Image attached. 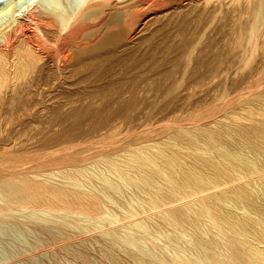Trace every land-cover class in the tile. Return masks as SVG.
I'll use <instances>...</instances> for the list:
<instances>
[{"label": "bare ground", "instance_id": "6f19581e", "mask_svg": "<svg viewBox=\"0 0 264 264\" xmlns=\"http://www.w3.org/2000/svg\"><path fill=\"white\" fill-rule=\"evenodd\" d=\"M0 2L4 3L0 9V12L3 11L0 23L9 21L0 31V200L3 201L0 202V214L12 208L35 206L39 201L45 200L50 203L45 204L50 210L79 212L94 219L101 217L104 208L98 195L71 190L67 192L63 186L52 187L53 184L49 186L39 182L38 176L24 173L30 164L40 167L42 164L40 151L44 147L53 146L61 137L68 140L76 137L86 138L100 134L103 130L106 132L102 134H114L121 123L134 124L139 114L138 107L145 99L141 93L154 89L156 84L154 76L156 77L160 71L168 75L174 71L177 74L176 70L185 72L190 63L194 71L203 70L211 76L233 66L242 68V71L247 68L259 74L264 71V0H0ZM210 27L217 37L206 40L204 37L206 32L210 33ZM215 34L213 36H216ZM143 42L147 44L144 46ZM117 62L119 65L115 64ZM215 77L217 78V75ZM203 79L204 77L198 76L193 80L194 84L198 86ZM193 88L195 90L196 87L193 86L192 90ZM156 89L160 92V87ZM161 94L163 96V93ZM248 115L251 116V113ZM196 116L193 119L197 118ZM117 119L120 123L115 122ZM60 121H66L68 124L60 129ZM86 122L89 123L88 126ZM149 129L151 128L147 131ZM46 131L50 134L45 136ZM243 134L246 132L240 131L242 137ZM137 139L138 136H134L129 141L135 144ZM31 140L32 146L28 143L32 142ZM89 146L90 144L83 145L77 152H73L74 155H70L71 158L59 156L61 163L83 160L85 155H81L83 154L81 152ZM66 147L63 149L68 151ZM210 148L216 146L211 145ZM115 149L117 148L105 150L103 147L100 155L119 172L127 184L134 183L138 187L144 183L143 180L132 183L125 177V172L120 168L118 170L115 161L109 157ZM26 150H31L32 154L24 155ZM19 151L21 152L18 153ZM130 154L134 164L141 162L154 168L158 166L156 159L163 155L161 152L159 155L146 154L143 157L141 148H135ZM171 160L170 162L165 160L166 165L161 171L173 189L178 192L179 199L186 200L188 197L198 196L207 190L220 187L223 183L227 186L228 183L234 185L246 181L251 184L255 181L258 191L260 189L263 191L257 194L259 196L256 200L264 201V159L255 160L253 166L246 163L245 166L236 167L232 176L226 175V167L220 164L203 162L206 175L191 171L184 173L180 181L171 172L174 168ZM227 162L233 165L230 160ZM133 163L131 166H134ZM64 173L72 177L68 168ZM103 181L105 183L104 179ZM106 182L109 186L112 181ZM239 188L241 187L238 186L234 191L235 196L227 197L218 193L209 199L203 198L202 205L207 208V213L201 214L206 220L201 219L198 208L195 210L189 207L191 212L169 210L167 207L178 198L175 200L172 195L163 193L153 196L151 194L148 209H127L122 218L96 222L100 224L95 227L97 230L102 231L105 228L103 229L105 233L120 245L119 248H114L117 252L113 254L102 250V259L105 257L110 259L106 264H264V210L252 205L253 199L250 195L243 189L238 190ZM207 200L213 202V205L216 202H228L257 217L252 218L246 213L239 216H234L230 212L218 214L219 209H212ZM159 208L160 210L167 208L165 212L169 220H165V223L173 227L166 235L170 242L164 247H159L160 244L156 246L150 241L152 247H149L145 244L146 227L142 222L144 218L142 216ZM170 218L173 221L179 220L180 226L174 225ZM122 219H127L128 223L117 224ZM205 225H208V228ZM184 226L185 231L180 229ZM118 227L123 229L121 233L118 232ZM51 230L53 233V229ZM176 230L179 232L175 235ZM53 236L59 237L56 234Z\"/></svg>", "mask_w": 264, "mask_h": 264}, {"label": "rangeland", "instance_id": "374dc122", "mask_svg": "<svg viewBox=\"0 0 264 264\" xmlns=\"http://www.w3.org/2000/svg\"><path fill=\"white\" fill-rule=\"evenodd\" d=\"M3 6L4 3L0 2V9H2ZM2 12L3 11L0 12V15ZM7 22L9 21H3L0 23V31L2 26ZM209 29L210 33L206 32V35L204 34L205 37L203 36L204 39H215L217 35L215 32H212V27ZM209 29L207 30L209 31ZM214 34L216 36H213ZM202 41L204 40L202 39ZM218 41L222 42L220 39H218ZM144 44L146 45L147 43L143 42L142 45ZM118 58L120 57H117V59ZM227 59L230 58L227 57ZM202 60H206V58H202ZM115 64L117 65L118 62ZM191 66H193L192 63H190L189 68L185 72L176 70L177 74H175L174 71L173 74L176 76L173 74L168 75L164 71H160L156 74V77L154 76L156 80L154 89L150 91L148 90L147 92L144 91L148 96L144 95V92L141 93L142 96H145V99L138 107L137 112L139 114L137 113L138 117H136L135 122H133L134 124L127 125L126 123H121L119 126L120 129L118 128L114 134H102L103 132H106L103 130L100 134L91 135L86 138L76 137L72 140H68L65 137H61L60 140L55 142L53 146L44 147L40 151L42 157V164L40 167L30 164L27 166L24 173L30 176H38L37 178L39 182L41 181V183H45L49 186L52 184V187L61 188V186H63V189L67 192L71 190L72 192H88V194L98 195V197L102 200L101 202H103V212L106 215H103L104 213H102L101 217L94 219L86 214H80L79 212L66 213L62 210L54 211L47 208L50 203L45 200H41L42 203L39 201L36 204L38 206L35 205L36 208H32L35 206L12 208L4 214H0V264L109 263L108 261L110 259H107L106 257H103L104 259H102V250H107L109 253L111 252V254H113L117 252L115 249L119 248L120 245L105 233V230H103L105 228H103L102 231L99 229L101 232L97 230L95 227L100 224L96 222L122 218L124 217L127 209H148L151 204V194L153 196L155 194L164 193L172 195L175 200L178 198L174 203L167 207L169 210L175 209L190 211L189 207H192L195 210L198 208V213L201 214L207 213V208L202 205L203 198L209 199L210 196L218 193L227 197L235 196L234 191H236V188L239 186L241 188L238 190H245L246 193L250 195V198L253 199L252 205L264 210V201H260L259 199L256 200V197L259 196L257 194L263 191L261 189L258 191V185L255 181H252L251 184H248L246 181L234 183V185L233 183H228V187L223 183L220 187H215L210 189L211 191L207 190L208 192L205 191L201 193L202 195L192 196L193 200H191V197H188L185 200L179 199L180 197L178 192L173 189L172 185L168 182L167 177L163 171H161V168L166 165L165 160L169 161L172 159L171 161L174 168L171 172L178 181H180L181 177H184V173H189L191 171L201 174L207 173L203 168V162H213L218 165L220 164L226 167V175L232 176L235 174L233 169L236 167L241 165L245 166L246 163L253 166L255 160L261 161L264 159V84H261L264 83V71H262L260 75L259 72H251V70L247 68L242 71V68L239 69L237 66H233L232 68L223 69V71H219L217 74L211 76L203 70L195 69V71H199L197 73L193 70L194 67L191 68ZM193 72L196 74L194 73L193 75ZM246 72H248V74ZM161 73H163V75ZM253 74L255 77L252 76ZM216 75L217 78L215 77ZM256 75L259 76L256 77ZM158 76L161 78H158ZM198 76H201L202 78L204 77V79L200 81L202 84L200 85L199 83L197 86L194 84L193 80H195ZM174 78L176 80H174ZM247 78L249 79L247 80ZM244 81L246 83H244ZM188 82H191L192 84L190 85ZM187 84H189L190 87H187ZM258 84L260 85L257 86ZM193 86L196 87L195 90L194 88L192 90ZM158 87H160V92L156 89ZM186 87L188 90H186ZM164 90L165 92H163ZM188 92L193 94L190 96ZM152 93L154 96H152ZM161 93H163V96ZM241 94L242 96L245 95L244 98L240 96ZM186 96L189 99H187ZM248 109L250 110L248 111ZM252 109L257 110L255 111ZM198 113L199 115H197ZM249 113H251V116L248 115ZM193 114L194 116L197 115V118L193 119ZM244 116H248L246 119L249 121L244 119ZM252 116H254L253 119ZM249 117H251V119ZM239 119L240 121H238ZM197 120L200 121L198 122ZM119 121L120 120L117 119L115 122L118 123ZM180 122H183L184 126L183 123L181 124ZM257 122L259 124H257ZM193 123H195V125H193ZM67 124L68 123L66 121H60L59 128H64ZM85 124L87 126L89 125L87 122ZM181 125L183 126V130L179 127ZM148 128L151 129L147 131ZM195 128L199 131L195 130ZM242 130L246 132V134H243L244 137L240 135V131ZM48 134H50V132L46 131L45 136ZM134 136H138L135 144L129 141ZM28 143L32 146L33 141H29ZM85 144H90V146L88 149L84 148L81 152L83 153L81 155H85L83 160L72 163H61L62 160L59 156L64 155L67 158H71L72 156L70 155H74L75 153L73 152H77V150ZM92 144H95V146ZM67 145L69 147H66ZM211 145L216 146V148H210ZM70 146L73 148L72 150ZM63 147H66V149H69L70 151L64 150L65 148L63 149ZM103 147L105 150L117 148L109 155V157L115 161V166L118 167V170L120 168L123 172H125V177H127L132 183L137 180H143L145 184L142 183L138 187L135 186L134 183L133 185L127 184V181L120 177L119 172L106 161L104 156L100 155ZM135 148H141L143 150V157H145L144 155L146 154L159 155V153L162 152L163 155H159L160 157L157 158L158 160L156 159L158 166L154 168L151 167V165L141 162L134 164L133 157L130 152ZM57 150L64 152L61 153ZM20 152L21 151L18 153ZM56 152L58 153L55 154ZM52 153H54L53 157L51 156ZM23 154L30 155L32 154V151L26 150ZM94 155L97 156L95 157ZM228 160H230V163H233V165L228 164ZM131 163H133L134 166H131ZM67 168L71 171L72 177L65 175L64 171ZM79 175H81V177ZM103 179L105 180V183ZM106 179L109 182L112 181L110 182L112 185L110 184L108 186ZM32 184L33 183H31V185ZM108 196L112 200L108 198ZM0 202H3L2 199ZM208 202L210 203V206H212V209H219L217 212L218 214H228L230 212L233 213L234 216H239L246 213L252 218L257 217L255 214H249L244 209L235 207L234 205L232 206L228 202H216L215 205H213V202L211 201ZM47 203L48 205H45ZM115 203L119 205H116ZM167 208H162V210L159 208L156 211L154 210L153 212L146 214L147 216L145 214L142 216V218L144 217L142 222L146 227L144 234L146 236V246L152 247V244L156 246L160 244L159 247H164L166 244H169L170 240L166 237V235L171 232V228L173 229V227L169 225L167 226L165 223V220H169L166 215L167 213L165 212V209ZM201 217V219L206 220L202 214ZM123 219L117 222V224L128 223V221H126L127 219ZM170 221L174 223V225L177 224L180 226L179 220L173 221L170 218ZM205 226L208 228V225ZM51 229H53V233ZM117 229L119 233L123 230L119 227ZM180 229L185 231V226L180 227ZM177 232L179 231H174L175 235ZM53 234H56L59 237L53 236ZM163 234L165 235L163 236ZM210 235L212 234L210 233ZM109 249L111 251H109Z\"/></svg>", "mask_w": 264, "mask_h": 264}]
</instances>
